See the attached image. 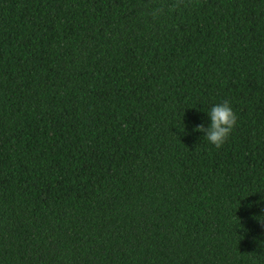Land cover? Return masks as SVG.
Listing matches in <instances>:
<instances>
[{"label": "trees", "instance_id": "obj_1", "mask_svg": "<svg viewBox=\"0 0 264 264\" xmlns=\"http://www.w3.org/2000/svg\"><path fill=\"white\" fill-rule=\"evenodd\" d=\"M262 196L264 0H0V264H264Z\"/></svg>", "mask_w": 264, "mask_h": 264}, {"label": "clouds", "instance_id": "obj_2", "mask_svg": "<svg viewBox=\"0 0 264 264\" xmlns=\"http://www.w3.org/2000/svg\"><path fill=\"white\" fill-rule=\"evenodd\" d=\"M160 12V9H155L153 15ZM207 117V126L204 124L194 125L193 131L202 133V138L213 147H221L230 136L233 128L236 125L237 116L228 100H222L219 103H214L210 108L204 111ZM261 202H264V196L261 197ZM260 202L257 203L259 207ZM260 215L254 217H264V207H259ZM264 224V219H256ZM243 229L242 223L236 224ZM264 253V249L261 250Z\"/></svg>", "mask_w": 264, "mask_h": 264}]
</instances>
